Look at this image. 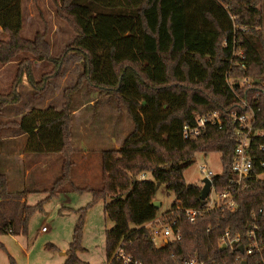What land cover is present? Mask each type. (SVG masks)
<instances>
[{"label":"trees","instance_id":"trees-1","mask_svg":"<svg viewBox=\"0 0 264 264\" xmlns=\"http://www.w3.org/2000/svg\"><path fill=\"white\" fill-rule=\"evenodd\" d=\"M260 3L261 0H60V14L69 20L76 36L57 62L50 59L48 44L41 34L32 41L21 36V0H0V31L8 37L6 41L0 39V64L22 52L40 61L55 62L58 68L66 54L78 56L82 63L76 84L63 92L65 100L60 108L48 104L42 108L31 106L15 125L16 133L25 137L22 154H57L62 158L60 175L47 190L48 198L72 183L75 152L69 143L71 103L78 87L84 85L97 92L118 111L124 108L130 119L132 129L120 148L101 154L100 186L79 189L71 184L72 190L90 192L92 203L114 202L105 208L116 221L115 230L105 235L107 259L112 248L122 242L125 251L142 264H183L191 257L206 262L209 258L220 260L224 252L218 246L220 235L225 230L243 233L251 214L264 206V179H258L239 194L238 208L232 213L212 210L190 222L181 210L206 207L200 200V187L186 184L183 176L196 153L219 154L222 169L212 178L215 187L220 188L230 178L236 127L231 120H225L221 129L207 127L196 139L182 135L184 123H192L207 112H243L225 84L229 68L234 78H251L250 85L236 89L259 108L256 127L264 131V9L260 10ZM233 48L243 51L245 71L232 65L241 61H230ZM22 68L18 74L25 76L35 97L45 86L34 81L28 62ZM19 98V93L0 96V108L19 102ZM147 173L158 183L161 179L167 183L176 205L150 227H136L147 217L144 213L148 207L155 212L152 203L156 185L140 179ZM25 193L19 190L11 194L8 177L0 169V201L18 197L23 209L16 222L5 218L0 221V235H14L16 223L25 233L28 219L40 211L42 202L28 206L22 201ZM138 200L145 207L143 212L135 209ZM79 211L63 264H87L78 257L85 208ZM172 221L181 239L156 247L151 241L152 228Z\"/></svg>","mask_w":264,"mask_h":264},{"label":"rangeland","instance_id":"rangeland-1","mask_svg":"<svg viewBox=\"0 0 264 264\" xmlns=\"http://www.w3.org/2000/svg\"><path fill=\"white\" fill-rule=\"evenodd\" d=\"M260 4V10L264 9V0ZM59 9L60 0H21V36L32 41L36 34H41L48 44L50 59L57 62L63 58L64 50L76 36L71 23L60 14ZM7 38L0 31V39L6 41ZM26 62L34 81L42 82L40 86H45L35 97L25 76L18 74L19 68L22 70ZM54 64L57 63L40 61L27 52L20 53L8 63L0 64V96L20 94L19 102L0 108V126L6 124L0 131V169L9 179L11 194L19 190L26 191L22 201L28 206L42 202L40 211L28 219L25 233L16 223L14 235H0L3 245L0 248V264H63L82 208H85V214L79 242L82 250L78 257L87 264H109L105 235L115 230L116 221L105 212V208L113 206L114 202L108 200L106 205L101 201L92 203L90 192L71 188L97 189L100 186L102 152L119 149L132 126L124 108L118 111L106 98H100L97 92L87 90L84 85L78 87L71 103L73 114L69 143L75 152L74 165L71 167L72 186L67 184L58 194L48 198L47 190L60 175L62 158L57 154H22L25 139L17 137L15 125L31 106L42 108L48 104L60 108L63 105V92L76 84L82 63L78 56L71 53L65 55L61 67ZM15 135L13 141L7 139ZM201 166L216 175L220 174L222 167L219 154L196 153L193 163L183 173L186 184L201 187L202 175L197 172ZM146 181L156 185L155 202H159L160 206L155 208L152 203L155 212L148 207L144 213L147 217L142 223L137 222L136 227L159 222L162 215L176 205L174 194L164 180L161 179L157 186V179L147 173ZM9 199L0 201V221L5 218L16 222L20 213H23L21 200L18 197ZM135 207L138 212H143L145 208L139 200ZM42 228L46 231L42 232ZM132 229L129 227V230Z\"/></svg>","mask_w":264,"mask_h":264},{"label":"built area","instance_id":"built-area-1","mask_svg":"<svg viewBox=\"0 0 264 264\" xmlns=\"http://www.w3.org/2000/svg\"><path fill=\"white\" fill-rule=\"evenodd\" d=\"M244 29V28H243ZM225 45V43H224ZM239 58L240 63L233 64L239 66L240 70L247 69L244 62L243 51L232 50V58ZM229 68L224 75L227 88L239 102L242 113L231 111L220 113L210 111L195 118L192 123L182 125V135L185 139H196L207 127L221 129L225 120H231L235 125V145L230 168V178L221 185L215 187L212 180L216 174L207 171L205 167H198L197 172L203 179L210 181V191L205 200L204 210L202 209H181L190 222L204 212L212 210H223L234 212L238 208V196L246 190L253 180L264 179V131L256 127V117L259 108L251 104V98L243 97L236 87L243 88L252 83L251 78H234ZM246 94V93H245ZM255 94L253 97L256 98ZM142 181H146V174L140 176ZM201 187L203 183L201 182ZM145 226L146 228L150 227ZM46 229L42 228V232ZM181 239L180 230L176 227L175 221L158 224L152 228L151 241L156 247H161L169 241H179ZM219 248L223 252L220 260L209 258L208 261L191 257L183 264H264V206L251 214V220L245 227L243 233L233 234L230 230H225L219 237ZM224 247V249H222ZM109 264L113 261L120 264H142L128 254L123 243L116 244L110 251Z\"/></svg>","mask_w":264,"mask_h":264},{"label":"water","instance_id":"water-1","mask_svg":"<svg viewBox=\"0 0 264 264\" xmlns=\"http://www.w3.org/2000/svg\"><path fill=\"white\" fill-rule=\"evenodd\" d=\"M260 80H257V83H259ZM202 183H203V186L200 190V200L202 202V204L205 203V200L209 194V191H210V181L208 179H203L202 180ZM157 186H159V183L157 184ZM153 205L155 208H158L160 206V203L159 202H153ZM222 249H224V247H222ZM242 264H246V262H243Z\"/></svg>","mask_w":264,"mask_h":264},{"label":"crops","instance_id":"crops-1","mask_svg":"<svg viewBox=\"0 0 264 264\" xmlns=\"http://www.w3.org/2000/svg\"><path fill=\"white\" fill-rule=\"evenodd\" d=\"M27 111V110H26ZM17 137H22V138H24L25 139V137L23 136V135H18L17 134ZM14 138H16V135L14 136V137H8L7 139H9L10 141H13L12 139H14ZM9 180V179H8Z\"/></svg>","mask_w":264,"mask_h":264}]
</instances>
